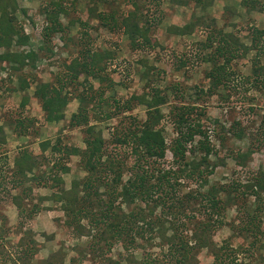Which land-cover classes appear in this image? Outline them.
Instances as JSON below:
<instances>
[{"label": "trees", "instance_id": "trees-1", "mask_svg": "<svg viewBox=\"0 0 264 264\" xmlns=\"http://www.w3.org/2000/svg\"><path fill=\"white\" fill-rule=\"evenodd\" d=\"M92 1L93 6L106 2V0ZM125 1L129 5L126 10L89 13L88 17H92L97 23L91 27L97 28L99 25L106 28L111 36L126 37L131 49L138 52L150 54L155 50L163 49V46L156 41L157 29L148 20V9L144 4H138L139 0ZM148 1L152 4L156 3L155 0ZM244 1L246 0H242V3ZM191 2L190 7H199L204 10L210 0H191ZM49 5L50 7L44 12V21L39 28L35 27L36 33L44 43L43 46H38L35 50L28 48L17 51L16 47L21 48L30 43V36L23 32V26L15 13L19 9L21 16L25 17L26 10L20 8L16 0H0V65H6L9 79L12 75L16 79V86L6 90L24 92L20 98L21 107L29 99L25 91L32 84L34 85L31 95L38 100L42 111V116L37 123L39 127L45 123L65 121L63 113L69 100L66 94L68 91L71 90L78 100L79 104L65 122V127L80 130L83 147L62 145L60 136H57L53 143L48 138L39 142L41 152L47 149L50 152H56V158L51 160L47 176L45 175L42 179L45 183L51 182V189L56 187L51 191L48 200L58 203L64 218L63 225L67 228L71 227L77 234H87L90 230L79 223L82 217L87 218L88 224L95 229L98 245H104L105 249L109 250L110 243L113 246L117 242L124 243L126 250L121 260L125 264H150L146 256H140L139 260L134 258L132 249L136 247L133 243L135 239L144 240L147 237L153 238L155 235L162 245L167 246L165 251L167 253L162 255L166 258L164 264H196L194 251L197 248L210 251L212 264H220L226 259L229 264L232 263L240 249L249 253L254 247L264 250V232L257 227L261 213L264 211V169L260 168L252 172L243 182L235 178L225 186L205 187L208 184L207 176L215 167L221 165L224 156L227 155L239 166L244 167L253 149L264 147V114L261 116L263 122L253 135L249 129L242 127L238 120L228 125L225 133L229 137L248 139L246 150L241 153L238 150L234 152L232 149L223 148L225 133L222 132L223 135L219 132L213 135L207 134L205 127L198 119L204 115L202 108L200 110L194 105L170 104L168 116H172L174 135L169 138L167 145L162 135V128L158 125L159 120L164 116L160 106L167 102L166 91L174 92V97L175 93H179V84L171 83L164 86V90L161 91L154 81H147L143 86L146 90L142 93L136 92L124 99L119 95L113 97L115 92L107 95L106 92L112 91L115 84L126 88L129 86H126L123 81H114L112 73L115 71L108 68L110 62L116 57L114 51L109 48L112 41L107 40L108 45L98 49L96 44L88 41L87 29L90 23L78 18L75 19L78 20L80 27L76 32V45L79 47L75 49V53H70L69 57L54 62L58 70L53 74L51 82L36 81L34 73L32 74L29 69L34 67L35 62L41 58L38 52L44 53L45 59L52 58L51 37L58 34L59 38L64 40V31L75 22V19H70L65 26L60 22L59 16L66 13L62 0L50 1ZM202 20L206 22V17L200 15L191 21L167 24L164 27L163 31L167 35L199 34L203 38L198 42L194 52L188 55L193 58L191 61L185 54L183 58H179L180 55L177 53L179 50L172 47L170 49L171 64H175L172 62L177 60L176 69L181 70L187 67V71H183L189 74V68L198 65L201 60L212 63L205 73L210 81L207 88L210 94L212 87L220 85L227 89L231 87L229 81L235 78L232 60L242 58L249 50H253L254 56L249 59L251 74L246 77L241 75L237 77H240L242 83L258 88L259 74L264 72V64H260L258 58L263 53L257 43L258 33H262V30H254L249 45H246L240 42L232 32H223L222 29L215 28L213 18L207 19L208 22L201 28L198 23L202 24ZM206 49L210 52L201 53ZM152 58L150 64L142 58L137 60L143 68L140 72L141 76L155 75L153 71L157 67L153 63L158 61V53L154 52ZM218 59L221 62L215 63ZM3 66L0 69H3ZM24 67L28 68L23 69ZM93 82L97 84L95 87ZM66 88L67 91L63 92ZM204 92L199 88L197 95L200 96ZM144 94L152 95L151 100L148 101ZM139 103L146 105L145 118L134 122V118L127 115L133 123L127 126L124 124L118 131L116 127H109L110 140H105L95 129V123L106 120L115 121L116 117L118 120L115 122L121 124L124 119L122 115L126 111H131ZM248 109L252 110L251 107ZM35 121L34 118L22 116L16 117L13 124L6 125L16 137L29 136L31 132L36 131V128L33 129ZM220 129L224 131L223 127ZM0 130V140H4L2 126ZM213 138L220 145L219 149L210 142ZM108 143H112L110 148L112 150L105 151ZM119 149L122 154L116 151ZM221 150H223L222 154H220ZM166 151L170 154V161L168 165L163 166ZM73 155L81 159L86 176L81 179L72 178L68 187L64 188L62 175L68 173L67 160ZM210 156H214L215 159L210 160ZM147 161L150 163L145 164ZM44 163L46 162L37 161L27 149H19L12 160V168L8 175V181L11 182L13 189L19 190L23 181L27 179L26 174L33 175L35 170L47 166L48 163L46 165ZM123 167L128 168L130 174L124 182H120ZM44 170L45 168L42 169L43 172ZM108 177L111 178V184H108L110 190L99 191L98 186L101 184L105 186L108 182L105 178ZM189 185L193 187L189 188ZM26 189L30 191L29 187ZM22 191L20 189L19 192L15 191L10 195L9 202L17 209V212L30 215L40 209L35 205L25 209L22 205L21 194L24 193ZM104 196H107L106 200ZM245 196L253 197L252 207L250 205L238 207L240 209L238 220L242 223L241 229L244 234H250L249 247L244 249L243 244H240L238 248L231 249L225 244L216 248L207 234L210 229L221 226L224 222L225 210L235 201L234 199ZM117 198H119L117 204H113ZM194 203H197L198 207L194 208ZM121 205L126 207V211L120 209ZM157 207L160 209L158 214H155L154 210ZM42 209L49 208L42 206ZM91 211L94 214L89 217ZM198 214H203L202 220L194 222ZM188 222H192V228L190 237L187 238L183 231L188 227L186 225ZM241 238H243L242 235ZM187 240H190L192 244H188ZM101 253L98 264H119V260L106 256L105 252ZM62 255L61 250L57 249L48 255L44 264H57L55 259H61ZM260 257L262 258L261 255ZM27 263L28 260L25 258L20 261V264ZM261 264H264V258Z\"/></svg>", "mask_w": 264, "mask_h": 264}, {"label": "rangeland", "instance_id": "rangeland-1", "mask_svg": "<svg viewBox=\"0 0 264 264\" xmlns=\"http://www.w3.org/2000/svg\"><path fill=\"white\" fill-rule=\"evenodd\" d=\"M50 1L53 0H16L18 6L26 10L25 17L21 16L19 9L15 13L23 26V32L30 36V43L28 46L16 47L15 50H27L28 48L35 50L38 46H43L44 43H42L38 33H36L35 27L39 28V25L44 21V12L50 7ZM155 1V4H152L148 0L138 1V4H144L148 9V20L151 24H154L152 26H155L158 31L156 41L163 46V49L155 50L150 52V54L131 49L126 37L121 36L118 38L111 36L108 30L102 26L97 25V28L91 27L97 23L92 17H88L89 13L95 14V12L106 10L117 12L121 9L126 10L129 8V5L125 0H106L104 4L98 3L97 6H93L92 0H62L66 13L61 14L59 20L64 26L70 19L78 18L82 21L86 20V22L90 23V27L87 29L88 41L96 44L98 49L106 47L108 45L107 40L112 41L109 48L114 51L116 57L110 62L108 68L115 71L112 73L114 81H123L129 87L126 88L115 84L112 91L106 92L107 95H112V92H115L113 97L119 95L124 99L129 97L130 94L136 92L142 93V91L146 90L143 86L147 81H154L161 91L164 90V86L171 83L177 82L179 84V93H175L174 97V92L166 91L167 102L160 106L164 116L159 120L158 125L162 128V135L167 145L169 138L174 135V125L171 121L172 116H168L170 104L194 105L200 110L202 108L204 115L198 119L205 127L207 134L213 135L215 132L225 133L228 125L232 121L238 120L240 121V125L249 129L253 135L258 130L260 123L263 122L261 116L264 114V72L259 74L260 83H258V88L247 83H242L240 77L237 76L246 77L251 74L249 59L254 56V51L249 50L244 57L232 60L231 64H233L232 68L235 78L229 81L231 89L220 85L212 87L213 89L211 88L209 94L207 88L210 85V81L205 76V73L212 66V63L201 60L198 65L194 64L195 66L190 67L189 74H186L187 67L177 70L175 67L177 60L172 62L175 63L173 65L170 61V49L172 47L179 50L177 52L180 55L179 58H183L185 54L189 58V61L193 60L188 55L194 52L198 46V42L203 38L199 34L171 36L165 34L163 29L167 24H181L191 21L196 16L203 15V17H206V22L202 20V24L198 23L201 28L204 26V23L208 22L207 19L213 18L215 28H220L223 32H232L238 37L240 42L246 45H249L251 34L254 33V30H262V33H258L259 38H257V43L263 53L258 57L259 63L264 64V0H246L244 3H242V0H210L209 5L204 10H201L199 7H190L191 0ZM157 19L158 21H156ZM78 27V20L75 19L73 26L68 27L64 31V40L60 39L58 34H54L51 37V42L53 43L51 48L53 51L52 58L45 59L44 53L38 52L41 58L35 62L34 67L29 69L32 74L34 73L36 81L51 82L53 74L58 70L54 62L69 57L70 53H75V49L79 47L76 45ZM212 45L215 46V44ZM154 52H157L159 56L158 61L153 63L157 67L153 71L155 75L151 76L153 74H147L146 76H141L140 72H142L143 68L137 60L142 58L150 64L153 60L152 55H154ZM207 52H210V50H202L201 53ZM218 62H221V60L218 59L215 63ZM3 65L1 64L0 67ZM3 67V69H0V126H2L5 139L0 140V264H20L22 258L28 260L27 264H44L48 255L57 249L61 250L63 254L61 259H55V263L57 264H98L101 252L103 254L105 252L106 256L119 260V264H125L121 260L126 250L123 242H117L114 246L110 243L111 248L109 250H106V246L104 245H98L96 243L98 237L95 235V229H92V225L88 224L85 217H82L79 223L83 227L88 228L90 232L87 234H77L71 227L67 228L63 225L64 218L61 210L58 208V203L48 200L51 191L55 190L56 187L51 189V182L47 181L45 183L42 178L45 175L47 176L50 162L56 158V152H50L48 149L41 152L39 142L48 138L53 143L55 138L60 136V143L62 145L83 147L80 130L78 128L65 127V122H67L70 114L75 111L76 106L79 104L78 100L74 97L71 90L68 91L66 94L69 96V100L65 105L63 113V120L65 121L45 123L39 127L37 123L42 116V111L38 100L31 95L34 85L32 84L25 91L29 99L21 107L20 98L24 92L10 91L12 87L16 86V79L14 75L9 79L7 77L8 70L6 69V65ZM27 68L24 67L23 69ZM96 85L93 82V86L95 87ZM7 88L10 89L6 90ZM199 88L205 91L200 96L197 95ZM65 91H67V88L63 90V92ZM144 96L148 101L151 100L152 95L144 94ZM145 107L146 105L139 103L131 111H126L122 115L124 119L121 124L115 122L118 120V117H116L115 121L106 120L95 123V129L100 132L105 140H110L109 127H116L118 131L124 124L127 126L133 123L131 118H127V115H129L128 117H133L134 122L142 121L145 118ZM249 107L252 110H249ZM22 116L36 120L33 124V129L35 130L36 128V131L31 132V136L16 137L10 130V127L6 125L7 123L13 124L16 117L20 118ZM220 127H223L224 131ZM225 138L223 148L227 150L232 149L234 152L238 150L241 153L246 150L248 144L246 137L236 139L229 137L225 133ZM210 142L215 145L216 149H219L220 145L215 138L211 139ZM111 146L112 143H108L105 146V151L112 150L110 149ZM21 148H25L31 152L37 161L48 163L47 166L35 170L33 175L26 174L27 179L23 181L20 187L23 190L22 192L25 193V195H23L24 193L21 194L23 207L29 209L32 205H35L40 208L30 215H26V213L19 214L17 209L9 202L10 195L20 190L13 189L11 182L8 181V175L12 168V160L16 152ZM116 151L121 152V149ZM222 151L220 154H222ZM225 154H227L226 151ZM165 155L166 157L163 158L162 162L163 166L168 165L170 161L168 151H166ZM226 156H224L225 158H223L221 165L215 167L213 172L207 176L208 184L205 187L208 185L225 186L231 179L235 178L243 182L246 176H250L252 172L260 168L264 169L263 146L253 149L245 161L244 167L239 166L235 163L234 159ZM209 158H211L210 160L215 159L214 156H210ZM46 163L44 164L46 165ZM149 163L150 161H147L145 164ZM67 164L69 165V171L62 175L64 188L68 187L69 181L72 178L81 179L86 176V171L83 169V164L79 157L75 155L69 156ZM44 168L43 172L42 169ZM129 174L130 170L123 167L120 182H124ZM105 180L108 181L107 184L105 186L99 185V191L110 190L108 184L111 178L109 179L108 177ZM27 187L30 188V191L26 189ZM190 187L193 186L189 185ZM205 187L204 190L206 189ZM106 198L107 196H104V200ZM118 200L119 198L115 199L113 204H117ZM234 200L226 208L224 222L221 223V226L210 229L207 234V237H210V242L216 248L225 246V244L231 249L238 248L240 244H243L242 248L244 249L249 247L250 238L248 237L250 234L245 235L241 229L242 223L238 220V215H240L238 207H247L249 205L252 207L251 201L253 197H236ZM42 206L49 209H42ZM196 207H198V204L194 203V208ZM120 209L126 211L124 205H121ZM159 209L158 207L155 208L154 213L158 214ZM194 212L196 211L194 210ZM91 214H94V212L91 211L89 217H91ZM96 214L98 213L96 212ZM96 214L95 217H97ZM202 216L203 214H198L194 218V222L201 221ZM258 222L257 227L264 232V211H262ZM191 224L192 222H188L186 224L188 227L183 231L187 238L191 234ZM241 235L243 238H241ZM187 241L188 244H192L190 240ZM107 242L110 241L107 240ZM133 244L136 247L132 249L135 259L139 260L140 256H146L150 264H164L166 262L164 260L166 258L162 257V255L167 253L165 252L167 251V246L162 245L156 235L153 238L147 237L144 240L140 238L135 239ZM256 248L254 247L250 253L241 251L242 249H240L235 254L234 261L230 264H261V260L264 258V250ZM129 249L131 248L129 247ZM194 252L196 264H212L213 259L210 251H206L205 248H197ZM222 259L225 258L222 257ZM220 264H229V261L226 259L225 261H221Z\"/></svg>", "mask_w": 264, "mask_h": 264}]
</instances>
